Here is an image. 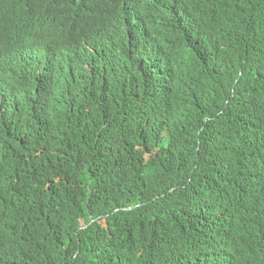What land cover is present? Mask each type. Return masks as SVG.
<instances>
[{"label":"trees","instance_id":"16d2710c","mask_svg":"<svg viewBox=\"0 0 264 264\" xmlns=\"http://www.w3.org/2000/svg\"><path fill=\"white\" fill-rule=\"evenodd\" d=\"M144 2L114 41L89 0H0V99L26 119L0 118V264H264V0ZM175 7L216 31L163 58Z\"/></svg>","mask_w":264,"mask_h":264},{"label":"clouds","instance_id":"9594fccd","mask_svg":"<svg viewBox=\"0 0 264 264\" xmlns=\"http://www.w3.org/2000/svg\"><path fill=\"white\" fill-rule=\"evenodd\" d=\"M140 0H89L90 11L93 10L98 11L99 15L104 17V25L102 30L104 33H109L113 40H120L119 33L116 29L110 27L107 23L112 24L111 20L117 22L118 24L115 26L122 27L125 29L131 28L136 29L139 25L141 19V12L144 8L149 9H157L156 3H139ZM211 3L214 7L215 0H204ZM203 0H183L187 7L195 9L194 12L190 14L196 13L200 11L201 4L204 3ZM220 1H230V0H220ZM241 0H236L239 2ZM185 10H189L185 8ZM202 13V12H199ZM140 14V15H136ZM140 17V18H139ZM186 16L180 13L177 7H175L174 11H171L165 16H159V22L163 26L164 31L161 35V40L159 43L155 45L156 52L166 58L174 57L175 55L183 54L187 51V46H196L199 43L203 42L208 38H212L211 35L205 33L207 31H216L213 26V17L212 13L210 14V24L199 25L192 22H189L184 19ZM192 17V16H190ZM60 24L65 25L68 29L77 30L79 25L76 20L72 17L64 20ZM32 30V27H30ZM129 31V30H128ZM54 33V31H53ZM58 31L55 34L56 44H60ZM131 35L129 31L128 37ZM58 37V38H57ZM57 38V39H56ZM79 46V61L77 64H83L85 69L89 66L86 60L87 54L92 53L93 50L89 48L88 41L83 38H80L77 42H71L70 45H66V49H77ZM121 52L123 55H127L129 57L142 60V56L139 55L136 51L135 47H129V41L127 39L125 44L121 46ZM82 57V59L80 58ZM139 65L143 68L146 74L153 72L149 65L143 61L139 63ZM37 74L40 73L41 67L40 64H37ZM167 71V70H166ZM168 76L170 77L169 72L167 71ZM180 75H184L183 72H180ZM22 105V103H20ZM23 106V105H22ZM70 107L69 104H65L62 106H58L52 110V113L55 115L54 123L57 126H61L64 122L65 117L67 116V109ZM33 110V109H32ZM138 118L142 121L150 120V115L146 111V106L144 103L139 102L136 110H135ZM30 114L35 117L34 111H31ZM0 118L4 119L5 122V132L4 134L13 135L16 131V128L19 126L18 122L25 123L26 119L22 110L18 103L14 102H5L4 98L0 99ZM28 135V134H27ZM1 140V137H0ZM264 262V259L261 260Z\"/></svg>","mask_w":264,"mask_h":264},{"label":"bare ground","instance_id":"6f19581e","mask_svg":"<svg viewBox=\"0 0 264 264\" xmlns=\"http://www.w3.org/2000/svg\"><path fill=\"white\" fill-rule=\"evenodd\" d=\"M136 15H140V14H136ZM140 18V17H139ZM148 33H152V34H154L155 32H148ZM155 35V34H154ZM71 42H73V41H71ZM34 61H39V59L37 58V59H34ZM7 67V66H6ZM42 69V68H41ZM2 96H5V95H2ZM9 98V97H8Z\"/></svg>","mask_w":264,"mask_h":264}]
</instances>
